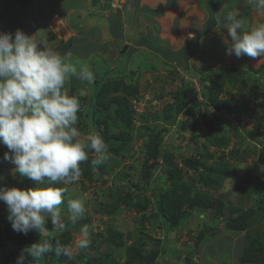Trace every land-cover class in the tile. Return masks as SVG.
<instances>
[{"label":"rangeland","instance_id":"rangeland-1","mask_svg":"<svg viewBox=\"0 0 264 264\" xmlns=\"http://www.w3.org/2000/svg\"><path fill=\"white\" fill-rule=\"evenodd\" d=\"M253 4L254 0H249L241 10ZM256 12L252 14V23H264V13ZM6 15L12 14L6 11ZM245 18V21L251 19V15ZM6 25L2 24V31L14 33L20 29L14 25L8 29ZM93 57L97 61L92 70L104 72L102 75L110 79L123 69L128 54L120 53L112 66L101 61L98 56ZM258 63L239 74L224 71L208 75L197 72L198 76L188 74V78L196 79L198 91L194 83H188L187 78H183L182 82L176 79L175 90L170 93L175 98L173 102L179 107L185 99L192 98V102H185L191 104L193 115L200 112L198 117L204 119L198 122L189 116L182 126L185 128L184 134L175 121V124L170 123L161 128L162 133L168 132L172 125L178 129L173 139L168 138L167 144H164V148L174 153V161H168V165L157 160L158 156H152L156 133L160 130L148 121L143 126L138 124L127 129L125 122H119L124 112H121L122 116L118 120L111 116L107 118L108 128L102 137L109 146L111 159L106 164L95 166L91 162L93 153L89 154L88 161L81 164L83 175L66 187L67 199L80 198L85 201V216L73 225L68 218L65 200L60 207L67 227L62 233L55 234L61 244L71 245L79 237V229L89 224L94 228L90 246L87 249L74 248L70 259L49 253L31 264H241L240 258L243 255L254 259L256 254L263 253L264 64ZM139 65H129L131 69H128V75L132 76L129 70L135 71L138 68L142 72L148 69L143 63ZM211 79H216L217 83L211 102L208 101L216 110L234 113L238 121L232 122L222 112H218L221 116L217 117L211 112L202 113L197 104L193 103L198 93L208 95L206 87ZM184 80L188 83L185 88ZM84 84L87 89L90 87L89 92L94 93L96 85L92 87L93 83ZM100 95L103 97V94ZM159 98L164 100L165 95H159ZM227 100L234 109L229 108ZM165 101L164 115L170 112V102ZM196 108L198 110L194 111ZM194 123L198 125L197 129H201L199 133L206 136L204 143L197 144L200 152L207 154V160L205 158L201 162L195 158L184 160L191 153H198L196 148L193 149L195 144L188 131ZM184 136L189 139L180 144ZM161 146L163 148L160 145V149ZM4 147L0 145V148ZM13 167L6 162L0 164V174L5 177L0 183L22 189L35 187L32 181L26 182L27 178L13 174ZM178 167H182V170ZM169 168L175 177L178 174L181 176L179 182L168 178ZM218 174L220 177H217ZM260 184H263L262 190ZM163 191L168 194L164 200L166 211L161 212L156 201L158 193ZM197 201L207 205V211L199 209L195 204ZM244 208L253 212L247 227L228 229L225 224L229 215L240 214ZM7 215V206L0 201V264H15L21 250L38 240H34L31 232L28 235L14 232ZM170 217L175 219L173 224L168 221ZM47 227L52 228L50 222ZM28 261L30 264V257Z\"/></svg>","mask_w":264,"mask_h":264},{"label":"clouds","instance_id":"clouds-1","mask_svg":"<svg viewBox=\"0 0 264 264\" xmlns=\"http://www.w3.org/2000/svg\"><path fill=\"white\" fill-rule=\"evenodd\" d=\"M254 2L256 9L264 13V0ZM214 19L215 31L225 45L227 56L264 59V23L246 26L245 20L235 12L226 16L217 15ZM194 38L192 33L188 34V39ZM73 78L81 84H91L95 82L96 74L89 65L72 62L68 55H61L46 41L35 39L34 34L28 35L20 29L14 33L0 31V145L8 150L3 155V162L14 166L13 174H19L35 184V187L22 189L0 183V201L7 206V220L14 232L23 235L35 232L40 237L21 250L15 264H29V257L31 264L49 253L70 259L74 248L87 249L91 243L94 228L89 224L79 229V237L71 245L61 244L55 235L67 227L60 207L65 200L68 218L73 225L85 216V201L67 199L66 186L74 184L83 175L81 164L88 161L89 151L94 153L91 162L95 166L106 164L111 159L109 146L94 125L89 123L87 135L77 127L78 114L82 112L81 98L88 95V90L81 87L76 93H70L67 85ZM182 78L196 85L195 78ZM140 94H149L160 101L162 108L158 118L163 123L151 125L165 128L169 123L161 117L165 106L163 100L148 90L140 88L137 95L128 96L130 115L133 112L131 101ZM208 100V95L198 93L193 103L202 113L211 112L215 117L221 116L220 112L227 114L216 110ZM173 101L170 104H174ZM190 105L186 103L176 115L175 123L183 134L185 128L181 124L184 122L185 125L189 116L198 122L204 119L198 117L200 112L193 115ZM185 115L188 116L183 118ZM227 115L232 122L238 121L234 113ZM144 122L142 119L140 125H145ZM175 127H169L168 132L162 133L163 136L174 137L173 134L178 131ZM197 127L194 123L188 129L189 137L199 135V143L202 144L206 136L201 135V129ZM4 179L0 174V182ZM49 222L51 229L47 227Z\"/></svg>","mask_w":264,"mask_h":264},{"label":"crops","instance_id":"crops-1","mask_svg":"<svg viewBox=\"0 0 264 264\" xmlns=\"http://www.w3.org/2000/svg\"><path fill=\"white\" fill-rule=\"evenodd\" d=\"M5 1L1 0L2 5L13 14L7 16L3 10L1 27L3 23L8 29L18 26L26 34H34L35 39L57 48L61 55H68L72 62L87 64L92 69L97 61L93 56L112 66L120 53H126L127 61L118 74L137 79L141 90L165 95L164 103L165 99L173 101L170 93L175 90L176 79L182 82V76L197 72L218 74L225 69L245 72L257 66L256 62L264 64V59L227 56L215 31V16L234 12H241L238 14L244 20L251 15L245 24L255 26L257 23H252V16L258 11L255 2L241 10L249 0H30L28 9L22 12L21 1ZM189 33L195 38L188 39ZM132 63L139 66L143 63L148 69L129 70L132 74L129 76L127 71ZM103 73L95 71L94 84ZM80 85L73 78L67 87L70 93L73 90L76 93ZM187 85L184 80V88ZM6 151L7 148H0V164Z\"/></svg>","mask_w":264,"mask_h":264},{"label":"trees","instance_id":"trees-1","mask_svg":"<svg viewBox=\"0 0 264 264\" xmlns=\"http://www.w3.org/2000/svg\"><path fill=\"white\" fill-rule=\"evenodd\" d=\"M17 2L21 1V12L22 11H26L27 5L30 3V0H15ZM5 2H8V0H6ZM6 5V3H5ZM5 6L2 5L1 0H0V19L3 16V10H5V12L7 11V9L4 8ZM10 9V8H9ZM12 10V9H10ZM18 11V10H17ZM21 12L19 11L18 14H21ZM13 14V12H12ZM0 31L1 30V25H0ZM223 71L226 72H232V73H243V71L241 70H233V69H225L222 70L221 72L223 73ZM216 79H211L210 84L207 86V90H208V95L210 97V99H212V95H213V91H214V87L216 86ZM96 85L95 89H94V93L93 92H88V95L86 97L81 98V105H85V107L82 109V112L78 114L79 119V123L80 125L78 126L82 132L88 133L90 131L89 129V123H91L92 125L95 126L96 131H98L101 135H104L107 128H108V120L107 118H109L111 116L112 119L118 120L117 118L120 117L121 118V112H124V116L123 118L119 121H123L125 122V124H127V129L132 127V123H131V115H130V108H129V101H128V96H135L140 92V84L139 81L136 79H132V77H128L127 75H123V74H117L116 76H114L113 78H108L105 75H102L100 77V79H98V82L96 84H92ZM76 92V91H75ZM74 93V90H73ZM100 94H103V97H101ZM192 98L189 99H185V101L189 102ZM183 102L182 106L180 105L179 107L176 105V103L174 104H170V112L169 114L166 113V115L163 114L161 117L163 118L165 123H174L176 115L181 112L184 108L183 105H185L187 102ZM226 104L229 106L230 109H234L235 107L231 104V102L229 100L226 101ZM90 111V112H89ZM100 114L102 116H100ZM103 114H107L106 116H103ZM159 115H157L158 117ZM78 123V124H79ZM184 125V122H182L181 126ZM157 128V130H160L159 132L156 133V138L155 141L153 143V153L152 156H154V158H157V160H160L162 163L167 164L168 161L169 163L172 161H174L173 157H174V153L167 150L166 148H164V144H167V139H173V137L171 135H169L166 139H164V136L162 133L161 128H159L158 126H155ZM161 132V133H160ZM141 133V132H139ZM116 136V135H115ZM131 137V136H130ZM117 138V137H116ZM191 140H193L194 142V147L193 149L197 150L198 153H195L194 155L185 157L184 160H190V159H198V162L205 161V158L207 160V157H205L204 151L200 152L199 148H197V144H199V135H192V137L190 138ZM160 145H163V148L161 146V148L164 150L162 151V149H160ZM202 153V154H201ZM2 154V153H1ZM201 155V157H199V155ZM1 156V155H0ZM207 156V154H206ZM168 163V164H169ZM167 164V165H168ZM182 167H178V169L181 171ZM184 171L186 170L185 168H183ZM167 176L170 179H173V181H177L180 179V175L178 174L176 177L173 174V171L171 170V168L167 169ZM179 171V172H180ZM217 177H220V174L217 175ZM166 180V178H165ZM26 182H29V179L26 180ZM25 184V183H24ZM260 190H262L263 184H260ZM168 192L167 191H163L160 194L158 193V201H156L159 204V210L161 212L166 211L165 210V202L164 200L167 197ZM199 209H201L202 211H207L208 207L207 205L200 203L199 201H197L195 203ZM204 209V210H203ZM253 213V212H252ZM251 210L248 211V209L244 208V211H242L240 214L237 213H233L231 215H229L227 222H226V227L228 229L231 230H240L243 229L244 227L246 228L247 226V222H249V220L251 219ZM238 216V217H237ZM169 223L173 224L172 222L175 221V219H173L172 217H170L168 219ZM32 237L34 238L35 241L39 240L40 237L38 236L37 233L35 232H31ZM30 238V237H28ZM57 239V237H56ZM253 241V240H251ZM251 241L249 242V245L251 246ZM255 242H258L256 240H254ZM259 243V242H258ZM261 244V243H260ZM259 244V245H260ZM262 245V244H261ZM263 248V246H262ZM250 251H253L254 253H256L253 249H251ZM244 256V255H243ZM241 257V264H250L252 262L258 263V264H264V252L260 253V254H256V258H251V257ZM43 259V258H42Z\"/></svg>","mask_w":264,"mask_h":264},{"label":"built area","instance_id":"built-area-1","mask_svg":"<svg viewBox=\"0 0 264 264\" xmlns=\"http://www.w3.org/2000/svg\"><path fill=\"white\" fill-rule=\"evenodd\" d=\"M131 106L133 109V112L131 113V118L134 127L135 125L141 124L142 119L148 121V123L150 124L163 123V121L157 117V115L160 114L162 108L160 101L152 97L151 95L149 94L138 95L137 98L132 99ZM139 136L140 135H138V138ZM166 138L167 136H164V139ZM188 138L189 137H185L180 144L184 143V141L188 140ZM140 140L142 141V138Z\"/></svg>","mask_w":264,"mask_h":264}]
</instances>
